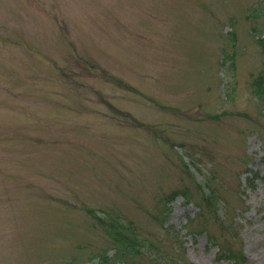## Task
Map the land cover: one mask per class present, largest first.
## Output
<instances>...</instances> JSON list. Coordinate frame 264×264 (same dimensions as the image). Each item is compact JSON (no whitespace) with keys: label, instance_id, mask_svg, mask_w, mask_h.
Returning <instances> with one entry per match:
<instances>
[{"label":"rangeland","instance_id":"obj_1","mask_svg":"<svg viewBox=\"0 0 264 264\" xmlns=\"http://www.w3.org/2000/svg\"><path fill=\"white\" fill-rule=\"evenodd\" d=\"M261 77L264 0H0V264H264Z\"/></svg>","mask_w":264,"mask_h":264},{"label":"trees","instance_id":"obj_2","mask_svg":"<svg viewBox=\"0 0 264 264\" xmlns=\"http://www.w3.org/2000/svg\"><path fill=\"white\" fill-rule=\"evenodd\" d=\"M263 77H261V80H260V92L264 93V84H263ZM214 196L211 194V195H207V200H208V203L211 205V203L213 204L214 203ZM122 229L124 230V228L122 227H117V226H114V225H110L109 226V232L114 236V238L117 240L118 242V245H119V248L121 250V253L122 254H125L128 252L129 249L131 248H135L137 249V247L139 248V245L137 244L139 242L138 240V236L136 235L135 237L133 238H127L124 231H122ZM128 230L131 231V228L127 227ZM223 253L224 255L226 256L227 253L230 254L229 251H224L223 249Z\"/></svg>","mask_w":264,"mask_h":264}]
</instances>
